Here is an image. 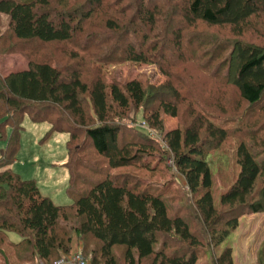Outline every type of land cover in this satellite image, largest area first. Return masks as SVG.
Instances as JSON below:
<instances>
[{
  "label": "trees",
  "instance_id": "1",
  "mask_svg": "<svg viewBox=\"0 0 264 264\" xmlns=\"http://www.w3.org/2000/svg\"><path fill=\"white\" fill-rule=\"evenodd\" d=\"M149 5L0 0V56L27 61L0 73V264H52L76 251L89 264H235L229 242L239 218L264 214V0H182L166 8L178 20L171 48L197 22L215 27L206 39L195 29L184 44L200 65L193 75L165 64L158 42L146 37L161 15ZM121 62L157 63L171 78L158 86L108 82L109 67ZM132 110L163 131L167 148L144 127L126 128ZM164 114L179 115V125L165 131ZM26 117L48 124L42 141L67 136L62 165L86 135L110 168L157 155L161 163L168 150L170 170L184 182L159 187L108 174L72 205L55 203L12 169ZM224 155L234 158L235 176L217 191L213 160ZM255 264H264V238Z\"/></svg>",
  "mask_w": 264,
  "mask_h": 264
},
{
  "label": "rangeland",
  "instance_id": "2",
  "mask_svg": "<svg viewBox=\"0 0 264 264\" xmlns=\"http://www.w3.org/2000/svg\"><path fill=\"white\" fill-rule=\"evenodd\" d=\"M182 0H150V10L153 7L161 8V15L156 19V26L152 30L153 33L147 32L148 39H155L156 43L160 45L158 53L161 51L162 59L165 64L172 65L173 68L178 66L186 69L185 73L193 75L200 68L198 61L192 56L191 48L186 50L184 47L188 36L192 31L200 30L205 35L204 38H208L210 32L215 27L201 25V22H197L196 27L190 28L186 32L185 40L181 47L171 48V30L177 28L175 15L171 18L166 13V8L172 6V4L180 2ZM177 8V7H176ZM169 10V9H168ZM131 17H134L130 14ZM2 17V27L4 28L8 19L5 14ZM125 19V17H123ZM176 25V26H175ZM148 28V26H145ZM145 31V30H144ZM172 49V50H171ZM43 50L51 52L53 45L51 42L44 44ZM188 51V52H186ZM27 61L19 54H10L0 56V73L5 75L9 72L18 71L26 68ZM174 77V76H173ZM172 77V79H173ZM107 81H116L119 83H125L129 80L136 79L143 84H151L154 86L161 85L166 81H169L171 75L165 74L157 63H145V62H121L120 64H114L109 67L107 71ZM206 78V77H205ZM135 110L128 112V115L123 122L126 124V128L135 129V127H144L148 131L150 137H155L163 140V131L151 129L145 120L135 118ZM180 116H172L164 114L162 121L164 124V130L174 129L179 125ZM23 129L21 131L20 139V151L17 155L16 162L12 165V169L19 173L22 178H33L37 186L41 189L42 193L52 197L55 203L61 205L70 206L80 196L84 195L90 188H92L97 182L102 181L106 175L128 173L132 178L138 181H142L144 185H156L162 187L164 184L170 181L179 180L180 178L174 174L170 168L173 166V156L167 150L166 158L161 160L159 155L156 158L145 157L140 163H135L131 167H115L110 168L108 162L104 156L98 154L90 140L86 135L79 137L80 146L74 150L73 157L70 159L69 165H62L67 162L69 153L66 147L67 136L65 134H57L54 137L50 136L42 141V137L45 136V131L48 128L47 123H34L27 117L23 121ZM10 131V130H9ZM9 131L7 133H9ZM57 136V138H56ZM5 140L0 139V150L5 146ZM167 148L165 142L162 144ZM229 154V153H228ZM225 160L219 162L218 159L213 161L216 164L214 166V178L215 188L217 191L222 187H227L234 179L235 176V164L234 158L230 155H224ZM152 163L155 172L145 168L146 165ZM69 166L73 168L74 177L72 180L69 178ZM151 166V165H150ZM56 179V186L58 189L48 188L46 184L50 181V178ZM134 180V181H135ZM180 182H184L180 179ZM72 219V218H71ZM9 239L12 241L19 240V236L13 232L8 233ZM264 238V214H246L239 218L238 227L231 235L230 245L232 247V257L236 264H255L256 254L261 241ZM43 263L41 260L38 264Z\"/></svg>",
  "mask_w": 264,
  "mask_h": 264
},
{
  "label": "built area",
  "instance_id": "3",
  "mask_svg": "<svg viewBox=\"0 0 264 264\" xmlns=\"http://www.w3.org/2000/svg\"><path fill=\"white\" fill-rule=\"evenodd\" d=\"M52 264H89V263L81 251H76L69 255L59 257Z\"/></svg>",
  "mask_w": 264,
  "mask_h": 264
},
{
  "label": "crops",
  "instance_id": "4",
  "mask_svg": "<svg viewBox=\"0 0 264 264\" xmlns=\"http://www.w3.org/2000/svg\"><path fill=\"white\" fill-rule=\"evenodd\" d=\"M56 138H57V136H56ZM50 181H48L46 184L48 185V188H52V186L51 185H53V186H55L54 187V189H58V187L56 186L57 184H56V179H54L53 177L52 178H50L49 179ZM8 233H11V232H7V236H8ZM8 238H9V236H8ZM17 241V240H16ZM235 262V261H234ZM236 264V263H235Z\"/></svg>",
  "mask_w": 264,
  "mask_h": 264
},
{
  "label": "bare ground",
  "instance_id": "5",
  "mask_svg": "<svg viewBox=\"0 0 264 264\" xmlns=\"http://www.w3.org/2000/svg\"><path fill=\"white\" fill-rule=\"evenodd\" d=\"M132 104V103H131Z\"/></svg>",
  "mask_w": 264,
  "mask_h": 264
}]
</instances>
